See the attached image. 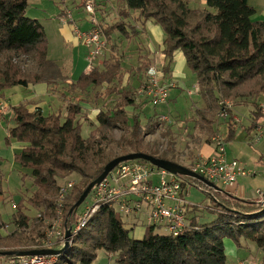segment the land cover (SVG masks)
Instances as JSON below:
<instances>
[{
  "label": "trees",
  "instance_id": "obj_1",
  "mask_svg": "<svg viewBox=\"0 0 264 264\" xmlns=\"http://www.w3.org/2000/svg\"><path fill=\"white\" fill-rule=\"evenodd\" d=\"M56 1L64 9L68 4H75V0ZM87 1L92 2V14L85 11ZM112 1H115V6L111 4L115 16L109 22L105 20L104 6ZM30 2L0 0V90L45 83L50 94L59 95L66 102L65 115L62 120L55 111L44 113L40 107L29 109V103L25 102L11 108L7 120L13 121V126L8 129L6 140L14 138L20 143L14 159L21 168L27 169L34 190L26 201L20 197L15 203L9 220L13 226L11 232H1L8 222L0 215V251L14 247L22 250L42 248L51 225L48 220L56 216L60 181L71 180L65 179L70 174L75 173L79 179L62 203L60 226L64 230V221L67 220L70 227L77 223L80 215L76 210L68 215L69 209L109 160L130 152H143L175 161L173 137L168 139L166 150L160 154L150 150L142 140L145 129L140 117L150 101L138 89L147 80L146 70L155 64L153 56L150 51L139 52L137 66L127 70L123 64L125 53H119L121 38L115 39L116 33L129 42L146 33L148 21L162 27L165 71L170 72L173 54L180 50L186 66L196 74L198 92L205 105L195 108L194 127L199 125L206 132L205 142L213 143V136L218 134L215 128L220 117V90L231 97V108L237 104H251L247 130L256 133L263 125L264 24L252 20L255 10L249 0H206L204 8L193 7L186 0H79L76 4L90 17L89 28H98L105 40L103 56L108 49L110 55L103 57L91 71L67 82L63 90L58 86L69 80V76L58 62L48 57V37L43 24L26 16ZM97 11L103 14L100 20L96 19ZM22 55L29 57L28 67L23 66ZM126 74L128 78L124 80ZM92 91L93 95L89 96L88 92ZM82 94H87L88 99ZM86 104L89 110H96L93 116L87 111L88 107L85 108ZM231 108L224 116L229 118L224 141L235 131ZM158 117L156 112L149 117L154 128L161 124ZM85 120L89 132L84 137L81 128ZM114 128L121 130L118 139L110 133ZM162 133L170 134L169 131ZM110 144L119 146L122 154L108 155L105 147ZM21 177L23 180L26 174ZM183 177L204 187V192L210 195L212 203L207 209L215 216L212 221L198 223L196 217L188 219L187 227L176 236L159 233L156 228L161 226L149 223L145 224L143 237L136 239L130 235L132 228L126 227L120 212L102 204L74 234L69 248L58 255L53 264H92L98 249L114 255L116 264H228L224 237L233 238L238 247L242 246L240 238L253 241L264 253V202L230 194L225 196L194 178ZM26 202L39 213L33 222L25 212ZM189 205L184 207L185 213L196 208ZM13 257L0 256V260L8 262ZM260 264H264V256Z\"/></svg>",
  "mask_w": 264,
  "mask_h": 264
},
{
  "label": "rangeland",
  "instance_id": "obj_2",
  "mask_svg": "<svg viewBox=\"0 0 264 264\" xmlns=\"http://www.w3.org/2000/svg\"><path fill=\"white\" fill-rule=\"evenodd\" d=\"M39 1L40 0H31V2L28 5L27 12L32 14L38 13L37 10L39 9V6H37L36 3H38ZM55 1L56 0H47L46 2L48 4L56 5V7L62 6L58 4L57 1L56 2ZM77 2H79V0H75V3ZM111 4H114L115 6V1L114 2L112 1L108 3L106 6H104V8L106 9L105 20L107 19L109 22H112L113 21L112 17L115 16V13L111 8ZM65 10L61 15L64 20L71 18V11L70 10L65 11ZM95 14H96V19L98 20H100L101 16L103 15L101 11H97ZM87 17L90 18L88 15ZM41 21L45 26L47 37H49V39L56 37L57 32H56V26L53 24L54 21L52 22V20L49 18L47 19L42 18ZM73 25H74V34L76 35V30H77L76 27L78 26L75 23ZM150 26H154L156 30H153L151 33H149ZM145 28H146L145 34H141L142 36L133 37L132 40H130L129 42L124 38H122L121 35H118V33L114 35L115 39H118V37L121 38L119 53L120 54L123 52L125 53L123 64L127 70H129L131 67L135 68L137 66L138 64L137 55L139 52L145 53L150 51L155 63L157 64L161 60H163L162 41L165 35L162 27L160 25H155L151 22H147L145 24ZM79 30L81 29L79 28ZM82 31H86V30H82ZM105 49L106 47L104 46L102 52L93 61L94 66L97 65L98 61H102L103 57H105L106 55H110V50L108 49L105 55L103 56ZM64 50L66 57L70 55V51L72 50L71 58L73 60L75 67L72 77L75 80L87 68V64H88L86 60L87 47L82 45L81 42H79V45L75 46L74 48H71V44H66ZM20 58L23 59V61L25 62L23 66L28 67L30 65L31 62L27 55L26 56L22 55ZM164 64L165 62L163 60V65ZM176 64H178L177 61ZM173 68L174 65L171 66L170 72H166L164 67L163 68L161 67L163 76L159 79L160 83L165 84L167 86L172 84L169 82L171 80ZM181 71L183 72V75L176 79L178 80V82L180 81V84L177 87L170 88L168 93L169 97L166 103L164 102L158 105H153L150 102L147 103L146 107L144 108V113L142 117H140V120L143 125V128L145 129L144 131L145 133L143 134L142 140L147 145V147L149 146L148 148L150 150L160 154L166 150L168 139L173 137L175 141L176 158H177L175 162L187 167L198 155V153H196L197 148L201 142H205L204 139L207 134L204 130L202 131V129L199 128L200 127L199 125L196 126L197 128L194 127V110L196 107H204L205 105V102L203 101L201 95L198 92L196 74L192 72L186 66V64L183 65ZM127 78L128 75L126 74L124 76V80H127ZM135 80L138 79L136 78ZM69 81L70 80L67 81L65 80V82L60 83L61 85L58 87L61 88L62 90L67 88V82ZM132 84L136 86L137 82L132 81ZM93 93L94 91H92L91 93L88 92V95L89 96L93 95ZM82 96L88 99L87 94H82ZM230 99L231 97L226 96V94L222 90H220L219 109H218V113H219L218 116L220 117H219V124L216 126L215 129L217 130L219 135H222L223 138L226 137L228 131L227 121L229 120V118L227 119V117H224L221 114L224 115L226 113L227 115L229 110L228 102H230ZM261 101L264 102L262 99ZM52 102H53L52 106H55L54 111L57 114H60L61 119L63 120L65 115L66 102L63 101L61 98H59V95L55 96ZM11 108L12 107H9L10 112L8 111L2 117H0V120L3 119L2 121H0V177H1V189L3 191V193L0 194L1 195L0 215L5 222H8L7 226L3 230H1L3 234L9 233L13 229V226L9 223V220L11 218L12 213L14 212L15 203L20 199V197H22L26 201L27 198L31 196V193L34 190L27 169L21 168L20 165L14 159L15 154L19 152L18 141L15 140L14 138H8V142L6 140L8 136V129L11 126H13V121L6 120L7 118H9V115L12 111ZM85 108H87V111L91 109L90 106L88 105ZM250 108H251V104L249 103L241 104V105L237 104L231 108V115H232L231 119L235 122V131L230 139L225 140L226 143L224 147H225V155L226 157H228L227 158L228 160L233 158L239 159L247 168L253 170L256 169L255 166L257 164L263 162L264 160V136L260 137L257 140L253 138L252 141L250 138H248V134H247L248 132L246 131V128L250 124ZM127 109L129 112L132 111V108H127ZM95 111L96 110L94 111L89 110L92 116L95 114ZM155 112L159 115L160 118L165 117L167 119H163L162 122L158 121V123L160 122L161 124L157 125L154 128V122L150 121L149 117L152 116V114H154ZM234 117L235 120L233 119ZM88 130H89L88 122L86 121L84 122L81 128L82 136L84 137L87 136L89 132ZM166 131H169L170 133L168 136L162 133ZM110 133L114 139H118L121 135V130L119 128L110 129ZM105 152L108 155L122 154L121 149L116 144H110L107 147H105ZM261 154L263 155V159L260 156ZM22 174H26V177L23 180L21 177ZM65 179L74 180L76 183L79 177L75 173H72L69 176L65 177ZM62 181L60 182L63 183ZM215 184L220 186L219 183H215ZM185 200L187 203H190L189 206L196 207L194 209H191L193 208L191 207L190 208L191 211L186 213L187 221L188 219L194 217H196L198 223L209 222L214 219L215 216L207 209V206L211 205L212 203L211 197L203 190L197 188L196 186L190 185L188 187V194ZM90 204H91V199L90 196L88 195L83 201V203L76 209V214L81 215L85 207ZM26 206L28 207L27 209H25V212L26 213L28 212L31 220L30 222H33L34 221L33 219L36 217L37 214L39 215V213L38 211L36 210L34 211L33 209H31L27 202H26ZM118 214L124 220L126 227L132 228V230H130V235L133 238L141 239L145 231V224L150 223L146 219V217L139 216L135 218L134 216L131 215H125L122 213H118ZM53 221L54 218L53 219L51 218L48 220V223L52 224ZM50 227L51 225L48 227V229ZM156 231L159 233L167 232L164 227H157ZM45 238L44 241L42 242V248L44 246L43 243L46 241ZM223 243H224V249L226 255V262L228 264H238V263L260 264L261 261L263 260V256H264L263 251L259 247H257V245L253 241H249V240L245 241L242 238H240V243L242 244V246L238 247L237 243H235L233 238L224 237ZM16 249H20V248L14 247L11 248L10 250H16ZM46 260L48 259L46 258L43 259L42 261H46ZM6 262L7 261H4L2 263L1 261L0 264H6ZM92 264H116L115 256L109 254L104 249H98L96 251V257L93 260Z\"/></svg>",
  "mask_w": 264,
  "mask_h": 264
},
{
  "label": "built area",
  "instance_id": "obj_3",
  "mask_svg": "<svg viewBox=\"0 0 264 264\" xmlns=\"http://www.w3.org/2000/svg\"><path fill=\"white\" fill-rule=\"evenodd\" d=\"M84 8L87 14L94 12L91 1H87ZM76 28V38L87 47L86 70L89 72L94 67L93 61L102 52L105 40L98 28L91 27L86 31ZM161 67H163V60L149 66L145 73L147 80L138 89V92L145 95L153 105L165 102L170 88L174 86V84L167 86L159 82L163 76ZM6 106L0 103V117L10 112L9 107ZM228 108H231L230 102H228ZM221 115L225 116L226 113ZM158 119L162 122L167 118L159 117ZM233 119L235 120V117ZM263 135L264 123L258 128L254 138L257 140ZM212 140L213 153L206 157L197 155L187 166L190 170L225 187L235 184L239 176L250 173L238 160L227 159L222 135L216 134ZM74 185V180H66L60 185L56 216L46 232L43 248H52V246L59 248L65 243V230L60 226L63 222L62 203ZM190 185L205 190L200 185L190 183L182 175L168 172L146 162L137 160L120 162L88 194L91 204L85 207L77 223L70 227L69 244L71 245L74 234L86 225L92 214L102 204L113 206L125 215L145 216L150 223L164 227L168 233L176 236L187 227L184 207L190 204L185 200ZM56 257V255L14 256L6 264H53ZM46 258L48 260L42 261Z\"/></svg>",
  "mask_w": 264,
  "mask_h": 264
},
{
  "label": "crops",
  "instance_id": "obj_4",
  "mask_svg": "<svg viewBox=\"0 0 264 264\" xmlns=\"http://www.w3.org/2000/svg\"><path fill=\"white\" fill-rule=\"evenodd\" d=\"M47 0H40L36 3L39 6L37 10L38 13H29L26 11V15L33 19H38L41 23V19H51L53 24L56 26L57 36L49 39L47 42V53L48 57L51 60H54L61 64L64 72L69 76V80H74L72 75L74 72V63L72 60V50L70 55L66 57L65 55V45L71 44V48L79 45L78 39L74 34V23L81 29L87 30L89 28V18L87 14L82 10L83 8L79 4H68L66 10L71 11V18L64 20L62 18L63 11L65 10L63 6L56 7L54 4H48ZM191 6L197 8H204L206 0H186ZM78 3V2H77ZM250 5L254 8L255 12L252 15V20L262 22L264 24V0H249ZM64 9V10H63ZM65 10V11H66ZM55 11V12H53ZM150 22V21H148ZM152 23V22H151ZM43 24V23H42ZM44 26V24H43ZM45 29V26H44ZM46 30V29H45ZM156 30L154 26H150V32ZM68 53V52H67ZM184 57L180 50H176L173 54L172 66L173 73L171 75V80L169 83L174 84L173 87H177L180 84V81L176 80L178 77L183 75L182 67L185 64ZM176 61L178 64H176ZM101 61H98L99 64ZM181 64V65H180ZM86 69L83 73H86ZM176 82V83H175ZM56 95L50 94L48 92V87L45 83L39 84H29L27 86H11L5 89L0 90V102L7 104L9 107L16 106L20 103H29L28 108L33 109L34 107L42 108L44 113H49L54 111L52 106V100ZM3 120V119H2ZM0 120V121H2ZM7 120V119H6ZM248 138L252 139L255 136L254 130H247ZM264 136V135H263ZM226 143V142H225ZM19 147H20V143ZM214 151V145L212 142H201L197 148L198 155L209 156ZM228 156V155H227ZM263 159V155H260ZM228 158V157H227ZM236 159V158H233ZM174 160H177L176 155ZM238 160L242 166L250 173L245 176H239L237 182L231 186H223L220 184V187L225 190V196H228V193L232 196L256 200L257 202L264 201V160L255 166L256 169L247 168L239 159ZM215 190V189H214ZM217 191V190H216ZM1 196V195H0Z\"/></svg>",
  "mask_w": 264,
  "mask_h": 264
},
{
  "label": "water",
  "instance_id": "obj_5",
  "mask_svg": "<svg viewBox=\"0 0 264 264\" xmlns=\"http://www.w3.org/2000/svg\"><path fill=\"white\" fill-rule=\"evenodd\" d=\"M135 159L145 160L156 167L162 168L174 174L194 178L210 188L226 193L224 189L216 185L214 182L193 172L188 167L181 165L175 161L163 159V158L153 156L151 154H147L143 152H130L127 154L117 156L109 160L104 165L101 174L97 178L92 180L85 187V189L80 194L79 198L69 209L68 215H71L83 203V201L88 196L92 188L96 184H98L116 165H118L120 162H123V161H129V160H135ZM64 228H65V231H64L65 243L59 248H41V249H27V250L16 249V250H5V251L1 250L0 256H34V255H56L58 256L64 251H66L70 246L69 239L71 237V228L70 226H67V220L65 221Z\"/></svg>",
  "mask_w": 264,
  "mask_h": 264
}]
</instances>
